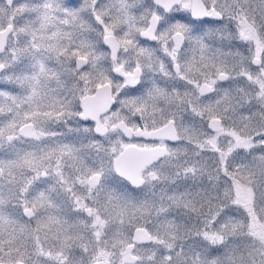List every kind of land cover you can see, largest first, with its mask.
<instances>
[{
  "label": "snow or ice",
  "instance_id": "6c2138e0",
  "mask_svg": "<svg viewBox=\"0 0 264 264\" xmlns=\"http://www.w3.org/2000/svg\"><path fill=\"white\" fill-rule=\"evenodd\" d=\"M0 264H264V0H0Z\"/></svg>",
  "mask_w": 264,
  "mask_h": 264
}]
</instances>
